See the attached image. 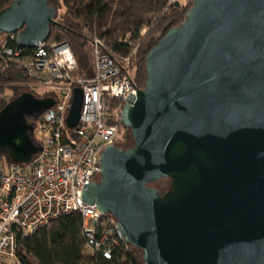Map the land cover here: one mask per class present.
<instances>
[{"label": "water", "instance_id": "water-1", "mask_svg": "<svg viewBox=\"0 0 264 264\" xmlns=\"http://www.w3.org/2000/svg\"><path fill=\"white\" fill-rule=\"evenodd\" d=\"M57 15L47 0H14L0 34L35 48ZM146 60L145 88L121 114L134 146H109L83 197L144 264H264V0H194ZM82 103L76 88L71 129ZM54 106L33 93L5 106L0 154L31 162L41 148L28 118Z\"/></svg>", "mask_w": 264, "mask_h": 264}, {"label": "built area", "instance_id": "built-area-1", "mask_svg": "<svg viewBox=\"0 0 264 264\" xmlns=\"http://www.w3.org/2000/svg\"><path fill=\"white\" fill-rule=\"evenodd\" d=\"M190 2L171 0L184 7ZM5 37L1 67L25 71L30 88L37 93L33 94L53 98L55 106L33 124L32 138L41 152L27 164H0V264H21V240L75 213L83 218L88 255L127 254L131 246L116 220L102 214L83 194L99 183L101 155L120 139L123 108L141 90L131 59H122L120 66L94 38L95 76L84 79L75 74L78 64L67 42L46 41L28 48L18 42L17 35ZM122 43L130 44V37ZM76 88L83 91V103L79 124L71 129L67 119Z\"/></svg>", "mask_w": 264, "mask_h": 264}, {"label": "trees", "instance_id": "trees-1", "mask_svg": "<svg viewBox=\"0 0 264 264\" xmlns=\"http://www.w3.org/2000/svg\"><path fill=\"white\" fill-rule=\"evenodd\" d=\"M47 1L58 14L56 22L51 25L48 41L70 45L78 64L76 75L84 79L94 78L93 40L98 38L103 51L120 66L122 59H131L136 83L144 89L148 54L170 30L182 24L194 0L186 7L172 4L171 0ZM11 4L9 0H0V12ZM154 34H159L158 40H152ZM128 36L130 44L122 43ZM27 82L29 78L22 69H4L0 65V111L22 94L32 93L19 86ZM7 89L14 93L9 101L4 94ZM35 121V118H28L32 125ZM120 129L127 128L120 123ZM0 164L14 163L7 154L1 153ZM170 186V180H163L154 187L164 193ZM18 258L21 264H144L142 253L133 247L127 254H117L113 258L103 253L88 255L83 218L77 213L52 221L46 228L21 240Z\"/></svg>", "mask_w": 264, "mask_h": 264}, {"label": "rangeland", "instance_id": "rangeland-1", "mask_svg": "<svg viewBox=\"0 0 264 264\" xmlns=\"http://www.w3.org/2000/svg\"><path fill=\"white\" fill-rule=\"evenodd\" d=\"M146 33L144 32L143 34H146ZM153 37L154 38L152 40H158L159 39V34H154ZM6 41H7V37H5L4 34H0V42L1 43H5ZM138 64L139 63L137 62V65ZM133 74L135 75L134 71H133ZM19 86H23L25 88H28V90H30L32 93H36L30 88L29 82H27L24 85H19ZM4 94H5L6 100H8V101L14 95V93L11 90H9V89H7ZM116 145L119 146L120 148L124 149V150H127V149H129V148L134 146V141L132 140L131 133H130V131L128 129L122 131L120 139L116 142ZM99 181H100V179H99ZM86 253H87V251H86Z\"/></svg>", "mask_w": 264, "mask_h": 264}, {"label": "flooded vegetation", "instance_id": "flooded-vegetation-1", "mask_svg": "<svg viewBox=\"0 0 264 264\" xmlns=\"http://www.w3.org/2000/svg\"><path fill=\"white\" fill-rule=\"evenodd\" d=\"M117 148H120L119 146H117V145H115ZM120 149H122V148H120Z\"/></svg>", "mask_w": 264, "mask_h": 264}]
</instances>
